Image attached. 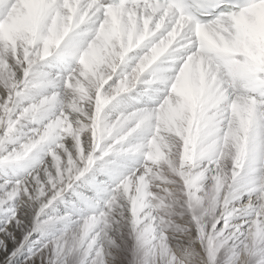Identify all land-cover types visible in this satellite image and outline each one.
<instances>
[{"label":"clouds","instance_id":"9594fccd","mask_svg":"<svg viewBox=\"0 0 264 264\" xmlns=\"http://www.w3.org/2000/svg\"><path fill=\"white\" fill-rule=\"evenodd\" d=\"M32 8L0 0V179L31 255L264 264V88L201 35L224 0Z\"/></svg>","mask_w":264,"mask_h":264},{"label":"bare ground","instance_id":"6f19581e","mask_svg":"<svg viewBox=\"0 0 264 264\" xmlns=\"http://www.w3.org/2000/svg\"><path fill=\"white\" fill-rule=\"evenodd\" d=\"M17 4L32 11L34 0H17ZM15 11L22 18L20 8ZM111 15L118 23L117 11L111 10ZM203 39L211 49L223 54L228 71L248 78L249 91L256 93L264 88V24L260 19L243 16L236 24L217 26L211 34L206 31ZM7 71V67L0 68V73ZM249 99L255 103V95ZM16 199L17 195L11 194L0 179V264H40L39 257L31 255L30 240L26 239L31 218L18 211Z\"/></svg>","mask_w":264,"mask_h":264}]
</instances>
